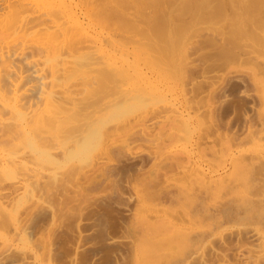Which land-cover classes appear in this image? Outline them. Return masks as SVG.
<instances>
[{"label": "bare ground", "instance_id": "obj_1", "mask_svg": "<svg viewBox=\"0 0 264 264\" xmlns=\"http://www.w3.org/2000/svg\"><path fill=\"white\" fill-rule=\"evenodd\" d=\"M30 1L9 5V0H0V10L8 11L0 17V264H52V237L57 229L55 218L61 219L67 205L76 201L71 193L81 195L83 191L95 190L112 171L110 164L95 161V166L82 175L88 183L73 184L70 190L63 187L55 208L50 206L51 197L47 191L36 189L51 179L50 173L44 172L43 163H50V155L64 153L67 142L77 141L78 128L54 137L46 134L57 132L72 113L86 112L81 98L72 97V94L89 80L81 74L85 67L91 62L96 66L107 56L104 51L100 52L99 45L93 47V42L84 37L88 34L85 31L87 34L83 38L91 41L90 46L86 41V47H93L92 55L91 51H84L85 46L58 44L60 38L70 34L69 30L80 31L82 23L72 12L66 21H60L62 18L58 20L54 13L41 10L46 6L41 8L33 2L35 0ZM59 3L65 5L63 1ZM243 54L240 57H245ZM257 62L255 59L260 77L257 69L250 68L253 72L239 69L199 78L207 83L213 78L217 80V85L208 93L212 102L207 107L204 104L193 107L192 118L199 123L207 117L208 128L198 130L196 138L189 140L181 155L170 163L180 169V174L166 176L163 190L157 194L156 199L163 201V216L157 212L150 215L141 212L142 216L139 211L136 214L139 220L137 235L130 233L127 227L120 236L108 239L109 243L125 249L120 264H264V58ZM90 71L96 70L91 68ZM69 72H74L75 76L67 77ZM226 79L250 81V86L241 81L250 90L241 93L248 108L239 129L221 124L216 116L222 98L220 86ZM160 110L145 116L120 142L113 143L111 149L121 152L140 145L155 126L161 130L164 120L171 122L167 118L177 117L179 121L184 115L168 117L170 112ZM190 112L185 111L186 119ZM185 120H180L182 127H185ZM142 151L133 155L151 158ZM25 155L32 160L39 156L41 162L34 160V166L24 168ZM18 168L20 171H15ZM109 188V196L117 193L115 188ZM135 197L137 205H141L139 210L146 206L143 195L137 193ZM40 210H50L52 224L44 228L45 234L42 230V237L35 239L28 230V222ZM83 224L88 230L94 227V221ZM88 230L84 233L80 228L73 252L87 246ZM38 240H41L39 244L34 243ZM160 242H163V249L159 248Z\"/></svg>", "mask_w": 264, "mask_h": 264}, {"label": "rangeland", "instance_id": "obj_2", "mask_svg": "<svg viewBox=\"0 0 264 264\" xmlns=\"http://www.w3.org/2000/svg\"><path fill=\"white\" fill-rule=\"evenodd\" d=\"M24 1L31 2L9 0V5ZM60 1L65 5L60 4L59 0L33 1L38 7L46 6L40 9L48 11L51 15L54 13L58 20L62 18L60 21H66L72 12L82 23L81 32L68 29L70 34L64 37L66 39L60 38L58 44L85 46L84 51H91L90 55L93 47L99 45L100 52L104 51L107 57L96 66L91 62L93 56L90 57L91 64L88 61L90 65H87L90 69L85 67L81 73L83 77L89 79L85 78L88 81L85 84L87 88L84 86L76 91L79 95L75 91L73 96L70 93L72 97L81 98L86 112L78 115L72 113L73 116H69L57 132L46 134L54 137L63 134L64 131L78 128L77 141L67 142L68 146L63 148L64 153L48 156L50 163L42 162L44 172L50 173L51 179L43 185H38L36 189L47 191L51 197L50 206L55 208L63 187L70 190L73 184L81 183L82 186L88 183L87 178H82V175L95 166V161L110 164L112 171L111 176L109 175L95 190L83 191L81 195L71 193L76 201L67 205V211L61 219L55 218L57 229L52 237L54 245L50 262L120 264L125 249L123 246L109 243L108 239L120 236L127 227L130 228V233L137 235L136 223L139 220L136 214L139 211L138 214L142 216L144 213L150 215L156 212L163 216V201L156 199L157 194L163 190L166 176L176 177L180 174V169L170 163H174L176 156L178 158L181 155L189 140L196 138L198 130L208 128L207 117L198 123V119L194 120L192 116L194 117L195 105L204 104L203 106L207 107V104L212 102L208 93L217 85V80L213 78L207 83L199 78L226 74L239 69L253 72L250 68L254 71L258 68L254 60L257 62L264 58V0ZM6 12L8 11L0 10V17L5 16ZM208 30L213 33L210 34ZM75 32L76 35L80 33L81 35L77 37ZM83 36L93 42L92 48H87L91 41L88 42ZM240 54L245 57L242 55L240 57ZM192 57L193 62L190 60ZM104 63L105 65H102ZM91 68L92 71H96L91 72ZM257 70L259 74V69ZM261 71L262 69L260 73ZM74 74L69 72L67 77L73 78ZM239 80L222 81L220 86L222 98L218 102L216 113L221 124L236 129H239L248 108V102L241 93L243 90H250L242 83L245 79ZM249 82L247 79L246 85L250 86ZM190 83H193V86ZM168 108L171 109L168 111ZM160 109L170 112H167L168 117L177 115L179 118L180 114H184L182 117L184 120L188 117L185 111L190 112V109H193V113L190 112V117L185 120V127H182L181 117L179 121L177 117L167 118L171 119V122L164 120L161 130L158 129V125L152 132L147 130V133H151L147 134L149 137L145 139L146 141L140 142V145L121 152L111 149L113 143L120 142L135 125L146 118L145 116ZM172 110L175 112L171 113ZM80 148L82 151H76ZM144 149L145 151H142ZM138 151L151 158L147 160L144 156H134ZM25 157L24 168L33 165L34 160L41 162L39 156H35L34 160L29 156ZM16 170L19 172L20 168ZM109 187L115 188L117 193L119 191V195L116 193L109 196L107 194ZM137 193L143 195L147 202L140 210L138 207L141 205L140 203L137 205L135 200ZM129 196L132 200H128ZM81 220L94 221V227L88 230L83 224L86 221ZM51 224L50 210H40L30 218L28 230L33 238L38 239L45 234L44 228ZM80 225L82 232L90 231L86 232L88 236L84 238L87 246L73 252ZM40 241L34 243L39 244ZM159 248L163 249V242H160Z\"/></svg>", "mask_w": 264, "mask_h": 264}]
</instances>
